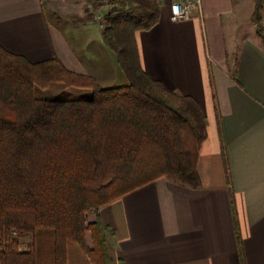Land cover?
<instances>
[{
  "label": "crops",
  "instance_id": "crops-1",
  "mask_svg": "<svg viewBox=\"0 0 264 264\" xmlns=\"http://www.w3.org/2000/svg\"><path fill=\"white\" fill-rule=\"evenodd\" d=\"M195 1L199 11L178 22L169 18L170 0L162 1L157 24L134 40L142 70L194 99L206 120L200 183L161 178L101 207L98 218L114 230L111 264H264V48L250 0ZM96 4L0 0V47L30 63L56 58L113 86L121 74L115 59L101 29L96 43L88 32Z\"/></svg>",
  "mask_w": 264,
  "mask_h": 264
},
{
  "label": "trees",
  "instance_id": "trees-1",
  "mask_svg": "<svg viewBox=\"0 0 264 264\" xmlns=\"http://www.w3.org/2000/svg\"><path fill=\"white\" fill-rule=\"evenodd\" d=\"M162 1L107 3L100 39L122 84L101 87L56 58L30 63L0 47V264H111L114 230L98 218L101 207L161 178L199 186L206 120L194 99L142 70L135 45L136 32L157 24ZM253 2L264 48L263 0ZM54 83L90 97L35 95Z\"/></svg>",
  "mask_w": 264,
  "mask_h": 264
},
{
  "label": "rangeland",
  "instance_id": "rangeland-1",
  "mask_svg": "<svg viewBox=\"0 0 264 264\" xmlns=\"http://www.w3.org/2000/svg\"><path fill=\"white\" fill-rule=\"evenodd\" d=\"M250 1H251V4H252V10H253L254 2H253V0H250ZM246 2H247V0H245L244 3L246 4ZM263 6H264V0H263ZM101 12L103 13V11L101 9V6H99V4H96V7H94L91 10V14H92L91 18H93L95 15H99V16L103 15V14H101ZM92 22L88 25V32H89V35H90L92 41H94L96 43V41H99V37H98L97 33H98V29L100 30V28H99L98 24H95V23H92ZM109 52H111V51H109ZM110 54H111L112 59H115L114 54L112 52ZM115 63H116V61H115ZM116 67L118 68L117 63H116ZM118 71H119V69H118ZM113 73L115 74V71ZM119 73H121V72L119 71ZM120 75L117 76L119 78H117L116 83H114V81L112 80L113 81L112 84L118 85V84H122L123 83V78H122L123 75H122V73ZM109 86L110 85H106V86L104 85V86H101V87H109ZM35 95L37 97H39V98H45V99L66 100V99H76V98H89L90 97V92L86 91V90H80V89H77V88L66 89L61 84L54 83V84H51L50 86H48L47 88L37 89L35 91ZM87 218L89 219L90 215H88ZM23 242L27 243L28 239L23 240ZM23 248H24V246L22 247V249Z\"/></svg>",
  "mask_w": 264,
  "mask_h": 264
},
{
  "label": "built area",
  "instance_id": "built-area-1",
  "mask_svg": "<svg viewBox=\"0 0 264 264\" xmlns=\"http://www.w3.org/2000/svg\"><path fill=\"white\" fill-rule=\"evenodd\" d=\"M100 5H107L109 0H99ZM200 4L195 0H170V20L172 22L189 19L194 11H199ZM105 16V15H104ZM103 15H95L92 20L98 24L100 29L103 28Z\"/></svg>",
  "mask_w": 264,
  "mask_h": 264
}]
</instances>
